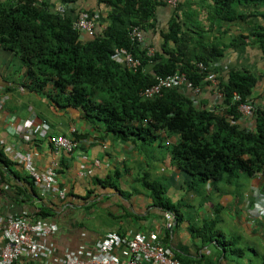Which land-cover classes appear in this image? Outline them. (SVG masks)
<instances>
[{
    "label": "crops",
    "instance_id": "crops-1",
    "mask_svg": "<svg viewBox=\"0 0 264 264\" xmlns=\"http://www.w3.org/2000/svg\"><path fill=\"white\" fill-rule=\"evenodd\" d=\"M160 1L144 28L137 27L143 36L145 55L148 50L153 57L175 47L172 41L165 45V35L178 15L183 23L182 31L193 39L192 46L196 47L199 42L216 43L223 50V55L210 64L218 83L227 82L229 69L248 70L256 78L250 98L253 107H264V45L257 43L253 35L259 28H264V4H238L237 13L242 16L222 25L209 20V2L176 0V4L172 5L168 0ZM37 7L60 13L72 21L87 16L94 24V34L90 36L78 31L79 41L83 44L95 36H102L110 23L109 14L121 11V6L114 0H73L68 4L62 0H46ZM188 13L194 15L189 16ZM196 21L202 30L196 33L186 30L184 24ZM117 49L124 48H116L113 56ZM16 53L17 50H0V96L3 98L0 154L11 162L3 181L8 188L0 191V218L16 217L26 212L29 222L35 223L39 221L35 217L39 209L49 212L53 218L46 222L56 224L57 232L46 241L55 247L59 255L67 250L75 251L79 246L92 248L110 232L123 236L156 233L164 247L191 261V264L264 263V216H254L257 208L253 196L255 189L264 193L262 175L247 176L238 172L205 184L200 183L197 177L188 178L172 162L171 149L178 143L177 136L162 135L165 145L171 147L162 157H156L154 152L141 153V146L148 144L115 139L114 135L105 133L101 121L92 119V122H87L83 109L69 105L65 101L66 95H58V90L50 81L29 80L26 68ZM14 58L20 62L17 67ZM113 60L123 68L132 69L126 66L123 58ZM199 88L198 94L186 86L179 91L196 100L197 105L211 109L220 98L212 93L210 84ZM33 118L48 124L53 136L75 138L77 135L81 141L78 149L66 153L56 151L46 140L25 142L13 125ZM239 123L245 128H253V113L247 116L241 114ZM72 128L75 129L73 134L70 131ZM18 154L30 155L33 166L38 170L56 168L57 180L66 197L61 199L54 194L42 196V187L35 185L26 170L17 164ZM146 159L151 162H146ZM83 170L91 171V174L80 176L79 172ZM108 177H117L113 186L97 182ZM156 181L167 187L165 198L178 207V217L177 213L162 210L153 204L145 183ZM169 214L174 217L171 231L165 227ZM211 229L213 233H219L215 236L223 243L229 242L226 241L227 233L232 235V246H229L243 250V255H239L241 258L236 253L227 255L215 239L211 242L203 240Z\"/></svg>",
    "mask_w": 264,
    "mask_h": 264
},
{
    "label": "trees",
    "instance_id": "trees-1",
    "mask_svg": "<svg viewBox=\"0 0 264 264\" xmlns=\"http://www.w3.org/2000/svg\"><path fill=\"white\" fill-rule=\"evenodd\" d=\"M62 1L66 4L73 2ZM114 1L121 6V11L109 14L110 23L102 36H95L83 44L79 41V32L72 27L74 21L66 16L43 11L30 0H0V50H17L29 80L50 81L58 95H66L65 101L69 105L83 109L87 122L92 119L101 121L105 133L114 135L115 139L150 144L157 137L177 136L178 143L171 149L172 162L188 178L197 177L205 184L238 172L247 176L258 173L264 177V107L254 108L253 128H245L239 123V104L250 102L254 105L250 98L255 76L248 70L232 68L228 70L227 82L220 81L213 86L209 79L215 74L210 64L223 55V50L216 43L199 42L193 47V39L182 31L183 23L178 15L165 35V45L172 41L175 47L165 49L163 54L146 56L145 50L131 41L129 31L135 26L143 29L161 1ZM198 1L202 4L209 2V20L222 25L242 16L238 15L236 5L264 4V0ZM184 25L186 30L195 33L202 30L197 21ZM253 35L263 46L264 28H259ZM116 48L126 49L140 61V66L136 69L121 67L112 58ZM197 64H202L206 70H200ZM175 73L184 74L195 88L210 84L212 93L221 94L219 101L211 109L203 108L178 88L167 90L161 97L151 100L140 97L141 91L154 84L157 77ZM234 94L240 97V101L234 100ZM75 138L79 139L77 135ZM10 163L0 154L3 181ZM116 179L108 177L97 182L113 186ZM145 187L155 206L177 213L178 217V207L165 198L167 187L157 181L145 183ZM35 217L48 221L53 215L39 209ZM212 233V229L209 230L203 240L211 242L215 239L227 255H243V250L230 247L231 241L223 243L217 239L218 232ZM164 237L166 241L168 235ZM175 256L180 264L192 263L177 254Z\"/></svg>",
    "mask_w": 264,
    "mask_h": 264
},
{
    "label": "built area",
    "instance_id": "built-area-1",
    "mask_svg": "<svg viewBox=\"0 0 264 264\" xmlns=\"http://www.w3.org/2000/svg\"><path fill=\"white\" fill-rule=\"evenodd\" d=\"M34 6L43 4L46 0H30ZM172 5L176 0H168ZM61 12V9L59 10ZM72 27L77 31H84L90 36L94 34V24L87 16L73 22ZM131 41L138 44L142 49L143 36L137 27L129 31ZM152 52L148 50L147 56L152 57ZM113 58H123L128 68L136 69L140 66V61L132 56L126 49H117ZM200 70H206L202 64H197ZM212 85H218L214 76ZM186 86L194 94H198L200 88L193 87L192 83L182 73H175L163 77H157L154 84L141 91L143 100H151L161 97L167 90L182 88ZM24 91V88H20ZM221 97V94L218 96ZM234 100L240 101V97L234 94ZM3 108V98L0 96V111ZM238 110L242 115H252L253 105L249 102L240 103ZM146 122V121H144ZM15 132L25 141H48L56 151L73 153L78 149L81 141L74 137L53 136L48 124L36 120L26 119L13 125ZM71 134L75 133L72 128ZM16 162L21 165L35 185L43 189L42 196L45 194H54L63 199L66 197L65 190L59 185L57 173L53 168L38 170L32 164L30 155L18 154ZM80 176L91 174V171H80ZM7 189L3 185L0 176V191ZM253 196L256 199L254 206L257 208L254 216H264V193L258 189L253 190ZM166 229L172 230L174 217L169 214L166 217ZM57 232L56 224H49L46 221L39 220L35 223L29 222V216L26 212L20 216H10L0 218V264H180L175 254L170 248L164 247L159 235L156 233L143 234L136 233L130 236H123L115 232L107 233L103 238L96 242L92 248L79 246L77 250H67L59 255L55 247L46 241ZM116 251L118 254H116Z\"/></svg>",
    "mask_w": 264,
    "mask_h": 264
},
{
    "label": "rangeland",
    "instance_id": "rangeland-1",
    "mask_svg": "<svg viewBox=\"0 0 264 264\" xmlns=\"http://www.w3.org/2000/svg\"><path fill=\"white\" fill-rule=\"evenodd\" d=\"M14 63L16 65L15 67L19 66V64H20V62H19V60L17 58H14ZM209 81L212 83V78H210ZM170 149H171V147H167L165 145V140H163V138H160V137L158 138L157 137L150 144H148L146 146H141L140 152L141 153L149 152L150 154H152V152H154V154H156V157H162V154L167 153L168 151H170ZM148 156H150V155H148ZM149 160L150 159H146L145 161L148 162ZM149 162H151V160ZM226 236H227L226 237V239H227L226 241H230L231 238H232L231 237L232 235L230 236L229 233H227ZM227 249H230V248L227 247ZM260 250L262 252V249H260ZM246 254H247V252H246Z\"/></svg>",
    "mask_w": 264,
    "mask_h": 264
},
{
    "label": "bare ground",
    "instance_id": "bare-ground-1",
    "mask_svg": "<svg viewBox=\"0 0 264 264\" xmlns=\"http://www.w3.org/2000/svg\"><path fill=\"white\" fill-rule=\"evenodd\" d=\"M51 168H53V169L55 170V172L57 173L56 168H54V167H51ZM48 169H49V168H48Z\"/></svg>",
    "mask_w": 264,
    "mask_h": 264
},
{
    "label": "clouds",
    "instance_id": "clouds-1",
    "mask_svg": "<svg viewBox=\"0 0 264 264\" xmlns=\"http://www.w3.org/2000/svg\"><path fill=\"white\" fill-rule=\"evenodd\" d=\"M140 97H141V94H140Z\"/></svg>",
    "mask_w": 264,
    "mask_h": 264
}]
</instances>
